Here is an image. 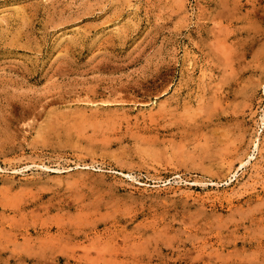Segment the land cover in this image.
I'll use <instances>...</instances> for the list:
<instances>
[{
  "label": "rangeland",
  "instance_id": "rangeland-1",
  "mask_svg": "<svg viewBox=\"0 0 264 264\" xmlns=\"http://www.w3.org/2000/svg\"><path fill=\"white\" fill-rule=\"evenodd\" d=\"M0 264H264V0H0Z\"/></svg>",
  "mask_w": 264,
  "mask_h": 264
}]
</instances>
